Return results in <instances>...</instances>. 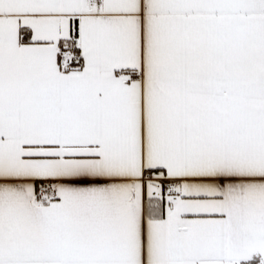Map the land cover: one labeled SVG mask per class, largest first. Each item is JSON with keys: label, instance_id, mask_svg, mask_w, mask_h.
<instances>
[{"label": "snow or ice", "instance_id": "6c2138e0", "mask_svg": "<svg viewBox=\"0 0 264 264\" xmlns=\"http://www.w3.org/2000/svg\"><path fill=\"white\" fill-rule=\"evenodd\" d=\"M0 264H264V0H0Z\"/></svg>", "mask_w": 264, "mask_h": 264}]
</instances>
